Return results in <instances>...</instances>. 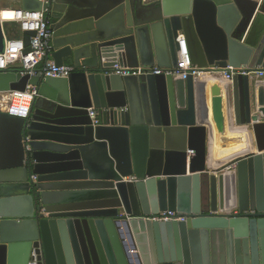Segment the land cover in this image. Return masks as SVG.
Wrapping results in <instances>:
<instances>
[{"label": "water", "instance_id": "95a60500", "mask_svg": "<svg viewBox=\"0 0 264 264\" xmlns=\"http://www.w3.org/2000/svg\"><path fill=\"white\" fill-rule=\"evenodd\" d=\"M21 8L46 11L51 59L74 71L0 72V93L37 90L28 119L0 111V264H264V85L234 75L210 88L213 112L222 119L225 105L230 132L246 131L255 149L233 164L226 203L227 176L209 166L201 78L165 74L178 67L179 36L203 75L264 69V0H21ZM24 35L27 54L34 33ZM116 65L164 73L121 77ZM160 212L185 220L144 219Z\"/></svg>", "mask_w": 264, "mask_h": 264}, {"label": "built area", "instance_id": "2783aa9c", "mask_svg": "<svg viewBox=\"0 0 264 264\" xmlns=\"http://www.w3.org/2000/svg\"><path fill=\"white\" fill-rule=\"evenodd\" d=\"M42 4H49L50 0H37ZM7 25H13L16 28L17 35L7 36L4 31V27ZM0 26L4 38V50L0 53V72L7 71L13 67V70L17 71L21 77L29 76L42 78H68L74 71L71 66L57 67L54 65L52 56V32L49 28L48 20L46 19V11H26L22 8L3 9L0 10ZM34 33L33 37L29 38L28 49L29 52L25 54L26 46L24 42L25 33ZM181 58L178 61V67L176 70L167 72L165 74L171 75L174 79L185 80L187 76L202 77V73L194 66L191 65L187 47L182 36H179ZM113 74L126 77V76H141V75H161L164 73L157 67L144 68L139 67L136 69L120 68L119 66L113 67ZM218 74L227 81L231 82L234 75L247 76L252 78L256 85H264V69L258 68L255 72H249L245 68L232 69L227 68L219 72ZM6 94L10 98L11 104H9L5 111L9 115L28 119L29 110L37 97V90L35 87L28 86L24 92H8L0 93ZM14 105H17L14 106ZM89 117L91 118L92 125H96L98 122L95 119L96 112L93 109H89ZM25 143L28 142V138L25 139ZM25 152H29L28 145H24ZM31 180L35 183L36 176H32ZM125 180L133 182L134 177L126 178ZM255 214L254 211L249 212ZM145 220L155 222H169V221H184L185 218L174 212H160L157 215H151L144 218ZM31 264H36L33 262Z\"/></svg>", "mask_w": 264, "mask_h": 264}, {"label": "crops", "instance_id": "0c3cea01", "mask_svg": "<svg viewBox=\"0 0 264 264\" xmlns=\"http://www.w3.org/2000/svg\"><path fill=\"white\" fill-rule=\"evenodd\" d=\"M14 8H21V0H19V5H13L11 6V3H8L6 0H0V10L3 9H14ZM13 25H7L4 29L5 34L9 36H15L17 35L16 29ZM15 29V30H14ZM13 70V67L11 68ZM201 86L203 85L205 90L207 91L212 86L223 88L224 86L228 85L229 82L225 81L220 74H206L202 75L200 80ZM208 83H210V87L208 86ZM208 88V89H207ZM207 93H210V89L207 91ZM206 93L207 103L209 104V95ZM212 107V119L213 124L211 125V129L213 132L212 139L210 141V152H209V166L211 168L218 167L220 164H223L227 161L229 163L234 164L239 158H242L244 156H248L250 154H253L255 152V149L251 147L252 138L248 134L247 137L237 135L234 133L235 130L240 129H234L232 132L228 129L229 126V118L231 119L229 112L226 109V106L224 105L223 112H222V119L219 112L216 110L213 112V106ZM222 120V123H221ZM233 121V120H232ZM223 132V134H222ZM231 165H229L223 173H218V175H226V179L224 182V188L226 189V193L230 194V199L224 200V202L229 203L232 202V192L230 191V186L232 185V175L234 166L230 168ZM220 167V166H219ZM217 169V168H215ZM213 170V169H212ZM215 171V170H214ZM233 206L225 207L224 213H229L231 210H233Z\"/></svg>", "mask_w": 264, "mask_h": 264}, {"label": "rangeland", "instance_id": "374dc122", "mask_svg": "<svg viewBox=\"0 0 264 264\" xmlns=\"http://www.w3.org/2000/svg\"><path fill=\"white\" fill-rule=\"evenodd\" d=\"M8 3H11V6L13 5H19V0H6ZM6 27V26H5ZM4 27V28H5ZM15 28V27H14ZM16 29V28H15ZM14 29V30H15ZM9 104H11V101H10V98L8 97V95L6 94H0V111H5L6 109V106H8ZM230 120V118H229ZM232 121V120H231ZM223 134V132H222ZM230 166V168H232L233 164L229 163V161L223 163V164H220L218 167H215L217 168V172L220 174V173H223L226 169H228L227 167ZM211 168V167H210ZM215 168H211V169H215ZM228 198L230 199V194L228 192Z\"/></svg>", "mask_w": 264, "mask_h": 264}, {"label": "bare ground", "instance_id": "6f19581e", "mask_svg": "<svg viewBox=\"0 0 264 264\" xmlns=\"http://www.w3.org/2000/svg\"><path fill=\"white\" fill-rule=\"evenodd\" d=\"M210 85V83H208V86ZM210 87V86H209ZM208 89V88H207ZM210 89V88H209ZM208 89V90H209ZM207 90V91H208ZM207 91H206V93H207ZM207 94H210V93H207ZM209 97V104H208V117H209V122H210V127H211V125L213 124V119H212V107H211V97H210V95L208 96ZM14 106H16L17 107V105H14ZM7 107V106H6ZM234 133H236L237 135H240V136H242V137H244V136H246L247 137V135H248V133H246V131H244V130H235L234 131ZM224 187V186H223ZM224 194H223V198H224V200H225V198L226 199H228V194L226 193V189L224 188ZM232 199H234V198H232Z\"/></svg>", "mask_w": 264, "mask_h": 264}]
</instances>
